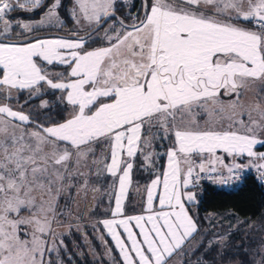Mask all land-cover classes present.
Listing matches in <instances>:
<instances>
[{
  "label": "snow or ice",
  "instance_id": "6c2138e0",
  "mask_svg": "<svg viewBox=\"0 0 264 264\" xmlns=\"http://www.w3.org/2000/svg\"><path fill=\"white\" fill-rule=\"evenodd\" d=\"M253 170L264 0H0V264H68L88 227L111 264H264V222L233 250L192 214Z\"/></svg>",
  "mask_w": 264,
  "mask_h": 264
},
{
  "label": "trees",
  "instance_id": "16d2710c",
  "mask_svg": "<svg viewBox=\"0 0 264 264\" xmlns=\"http://www.w3.org/2000/svg\"><path fill=\"white\" fill-rule=\"evenodd\" d=\"M197 196L199 203L192 207V214L201 226L204 225L201 214L208 212L228 210L242 220L264 217V188L253 174H248L247 178L233 190L216 188L204 182L198 189ZM64 241L67 247L62 251L68 264H98L89 258L78 234L64 236Z\"/></svg>",
  "mask_w": 264,
  "mask_h": 264
},
{
  "label": "rangeland",
  "instance_id": "374dc122",
  "mask_svg": "<svg viewBox=\"0 0 264 264\" xmlns=\"http://www.w3.org/2000/svg\"><path fill=\"white\" fill-rule=\"evenodd\" d=\"M139 5L137 4V7ZM73 24L68 23V28L64 29L63 31H68V29L72 28ZM258 177V174L253 170L251 173ZM258 179V178H257ZM210 184V183H209ZM215 183H212L211 185H214ZM218 185V184H217ZM264 188V183L261 184ZM198 192V189L196 190ZM104 209H101V212H103ZM203 219V226H201V232L205 234L206 238L208 240H211L214 235H224L227 231L231 230L232 234L230 236V241L232 244V249L234 250L241 242V240L244 238V232L250 231L245 225L240 231H235L234 226L239 221H247L248 224H255L259 225L261 222H264V217L262 219H254V220H242L239 217H237L234 213L231 211H222V212H208L201 214ZM61 231H66L65 229H62ZM88 236L85 237L82 232L76 231L75 228H73L71 233H76L81 237V242L83 246L85 247V250L89 254V258H91L93 261H97L98 264H101V260H103V264H111V261L113 257H118V253L114 252L112 256L108 255L104 247L101 245L100 241L97 239V234L93 232L91 227L87 228ZM68 236V235H65ZM201 239L200 236L197 237L195 241H193V245H195L199 240ZM259 239V234L256 236H250L249 240H257ZM234 251H229V255H233ZM78 255H81L78 253ZM225 264H229V261L226 259Z\"/></svg>",
  "mask_w": 264,
  "mask_h": 264
},
{
  "label": "built area",
  "instance_id": "2783aa9c",
  "mask_svg": "<svg viewBox=\"0 0 264 264\" xmlns=\"http://www.w3.org/2000/svg\"><path fill=\"white\" fill-rule=\"evenodd\" d=\"M204 182L205 183H210V184L213 183V182H210V181H203L202 183H204ZM241 182H242V180H229L227 184L215 183L213 186L216 187V188H220V189L233 190V189H236L241 184ZM259 183L263 184L260 181H259Z\"/></svg>",
  "mask_w": 264,
  "mask_h": 264
},
{
  "label": "crops",
  "instance_id": "0c3cea01",
  "mask_svg": "<svg viewBox=\"0 0 264 264\" xmlns=\"http://www.w3.org/2000/svg\"><path fill=\"white\" fill-rule=\"evenodd\" d=\"M61 34H63V33H61Z\"/></svg>",
  "mask_w": 264,
  "mask_h": 264
}]
</instances>
